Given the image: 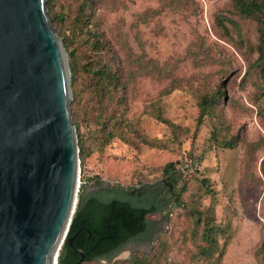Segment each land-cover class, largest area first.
<instances>
[{
  "label": "rangeland",
  "instance_id": "obj_1",
  "mask_svg": "<svg viewBox=\"0 0 264 264\" xmlns=\"http://www.w3.org/2000/svg\"><path fill=\"white\" fill-rule=\"evenodd\" d=\"M230 7L231 0H110L99 12L98 26L110 35L117 34L132 57L141 61L130 78L128 120L144 136L160 140L163 148L146 145L134 134L101 148L99 140L92 138V124L82 121L86 157L84 161L80 157L79 199L86 198L84 211L88 196L108 189L132 193L125 199L134 201L145 185L161 178L164 166L179 162L188 184L183 196L186 201L202 193L203 179L215 191L202 203L212 206L217 222L231 231L223 264H260L256 251L264 239V87L254 85L256 74L248 78L258 54L239 49L234 43L239 41L223 39L217 32L216 15ZM243 28L245 37L251 35L256 43L254 23L245 22ZM86 46L84 42L74 45L77 58L94 56ZM220 84L225 92L220 114L235 140L228 148L212 144L209 121L196 133V96L200 90ZM150 106H159L164 116L189 133L173 142L172 130L150 114ZM98 180L102 184L96 186ZM149 219L150 238L142 237L123 247L112 261L100 262L115 264L135 254H151L162 236L169 242L162 264H192L196 248L188 237V212L176 208L172 214L166 210Z\"/></svg>",
  "mask_w": 264,
  "mask_h": 264
},
{
  "label": "trees",
  "instance_id": "obj_2",
  "mask_svg": "<svg viewBox=\"0 0 264 264\" xmlns=\"http://www.w3.org/2000/svg\"><path fill=\"white\" fill-rule=\"evenodd\" d=\"M109 1H47L50 21L63 40L70 60L74 90L72 117L78 130L80 157L83 161L86 157V139L80 132L82 121L92 124L89 126L94 131L92 138L99 140L101 148L116 138L126 139L125 136L129 134H134L146 145L163 148L160 140L144 136L138 126L128 120L130 78L141 61L135 55L132 57L131 50L117 34L110 35L98 26L99 12L107 8ZM215 21L217 32L223 39L231 42L237 40L239 42L234 43L239 49L246 48L249 54H258L248 71V78L250 74H256L258 80L254 85L261 84L264 87V0H231V7L217 14ZM248 21L254 23L256 30L257 41L254 44L251 35L245 37L244 34V23ZM80 42H84L86 48L91 47L94 56L77 58L74 45ZM140 68H144L142 63ZM223 87L220 84L198 92L196 133L209 121L213 125L212 144L228 148L234 146L235 140L234 136H230L228 123H224L220 114L221 101L225 97ZM149 112L172 130L173 142L178 143L181 136L189 133L164 116L159 106H150ZM180 164L172 162L164 166L161 178L145 185L141 195L135 196L131 202L125 197L131 198L132 193L108 189L98 195L88 196L89 206L84 211L86 198L81 196L59 263L75 264L80 259L77 250L86 255V260L81 264L112 261L123 247L142 237H151L150 216L163 215L166 210L172 214L174 209L179 208L188 212L191 221L188 237L196 248L192 264H223L232 238L231 231L217 222L212 206L202 203L206 196L213 197L215 191L210 181L203 179L200 181L202 193L190 202L186 201L183 196L188 184L185 169ZM101 184V180L96 182V186ZM70 238H74L71 245L68 243ZM168 244L161 236L151 254H135L129 260L115 264H162L166 250H169L164 247H168ZM256 257L260 264H264V239L256 251Z\"/></svg>",
  "mask_w": 264,
  "mask_h": 264
},
{
  "label": "water",
  "instance_id": "obj_3",
  "mask_svg": "<svg viewBox=\"0 0 264 264\" xmlns=\"http://www.w3.org/2000/svg\"><path fill=\"white\" fill-rule=\"evenodd\" d=\"M47 1L0 0V264H60L79 200L72 72Z\"/></svg>",
  "mask_w": 264,
  "mask_h": 264
},
{
  "label": "built area",
  "instance_id": "obj_4",
  "mask_svg": "<svg viewBox=\"0 0 264 264\" xmlns=\"http://www.w3.org/2000/svg\"><path fill=\"white\" fill-rule=\"evenodd\" d=\"M80 184H81V176H80Z\"/></svg>",
  "mask_w": 264,
  "mask_h": 264
}]
</instances>
